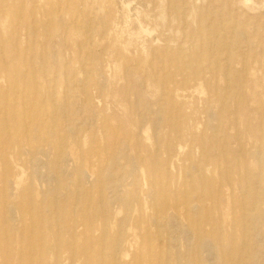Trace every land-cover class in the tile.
<instances>
[{
    "label": "rangeland",
    "instance_id": "rangeland-1",
    "mask_svg": "<svg viewBox=\"0 0 264 264\" xmlns=\"http://www.w3.org/2000/svg\"><path fill=\"white\" fill-rule=\"evenodd\" d=\"M41 255L264 264V0H0V264Z\"/></svg>",
    "mask_w": 264,
    "mask_h": 264
},
{
    "label": "bare ground",
    "instance_id": "bare-ground-1",
    "mask_svg": "<svg viewBox=\"0 0 264 264\" xmlns=\"http://www.w3.org/2000/svg\"><path fill=\"white\" fill-rule=\"evenodd\" d=\"M234 33V32H233ZM223 35V34H222ZM227 81H228V79H227ZM229 82V81H228ZM226 84H228V83H226ZM168 99V98H167ZM215 125V124H214ZM158 127V126H157ZM213 127V126H212ZM216 131V130H215ZM155 134V133H154ZM154 136H156V134L154 135ZM48 143V142H47ZM50 145H51V143H50ZM49 145V147H51ZM52 148V147H51ZM26 149V148H25ZM46 149V148H45ZM50 149V148H49ZM84 149V148H83ZM180 150V149H179ZM42 151V150H41ZM40 152V151H39ZM50 152V151H49ZM43 153V152H42ZM47 153V152H46ZM60 154H62V153H60ZM39 155V154H38ZM40 155H41V153H40ZM39 155V156H40ZM61 156V155H60ZM37 157V156H36ZM69 157V156H68ZM35 158V157H34ZM38 158V157H37ZM43 158H45V157H43ZM49 158H51V156L49 157ZM48 158V159H49ZM46 159V158H45ZM43 160V159H42ZM50 160V159H49ZM32 162V161H31ZM37 162V161H36ZM39 162V161H38ZM41 162V161H40ZM45 162V161H44ZM43 163V162H42ZM41 163V164H42ZM73 164H75L74 162H72ZM68 164V163H67ZM71 164V163H70ZM113 163H111V165H112ZM115 165V164H114ZM157 165H158V163H157ZM34 166V165H33ZM39 166V165H38ZM112 167V166H111ZM114 167V166H113ZM157 167V166H156ZM195 166H193V168H194ZM109 168V167H108ZM117 168V167H116ZM171 168V167H170ZM35 169H37V168H35ZM201 169H202V167H201ZM157 170V169H156ZM197 171H199V170H197ZM157 172H158V170H157ZM35 173H37V170H36V172ZM65 173V172H64ZM87 173V172H86ZM198 173V172H197ZM200 173H203V172H201V170H200ZM33 174V173H32ZM38 174V173H37ZM84 174H85V171H84ZM153 174V173H152ZM40 175V174H39ZM44 175V174H43ZM117 175V174H116ZM156 174H154V176H155ZM190 175V174H189ZM35 176V175H34ZM33 176V177H34ZM37 176V175H36ZM35 176V177H36ZM45 176V175H44ZM86 176H88V173H87V175ZM75 177V176H74ZM118 177V176H117ZM160 177H161V173H160ZM40 178V177H39ZM87 179H89V178H87ZM90 182V181H89ZM158 182V181H157ZM160 182V181H159ZM163 182V181H162ZM161 182V183H162ZM86 183V182H85ZM160 183V184H161ZM172 184V183H171ZM205 184V183H204ZM250 184V183H249ZM54 185V184H53ZM191 185V184H190ZM254 185V184H253ZM152 186V185H151ZM186 186V185H185ZM240 186V185H239ZM255 186V185H254ZM21 187V186H20ZM51 188V187H50ZM102 188V187H101ZM100 188V189H101ZM192 188V187H191ZM245 188V187H244ZM189 190H190V188H188ZM188 189H186V188H184L183 189V191H182V205H184L183 207H185V212L187 213V218H188V220H190V221H194L195 220V218H197V217H195L194 215H191L190 214V212H191V210H193L194 208H195V206L194 207H192V205H194V204H192V201L191 200H189L188 199ZM241 189V188H240ZM252 189H254L253 187H252ZM256 189V188H255ZM260 189V188H259ZM77 191V190H76ZM101 191V193H100V200H103L104 199V191H103V189H101L100 190ZM123 191V190H122ZM241 191V190H240ZM124 192V191H123ZM252 193V192H251ZM260 193V192H259ZM78 194V193H77ZM245 194V193H244ZM153 195L155 196L154 197V200H155V202H156V204H154V205H156V207H155V209H158L159 211L161 210V209H174L176 206H174V205H172L170 202H169V197H168V191L167 190H165V189H163L161 186H159V188H158V192H156V193H153ZM193 195V194H192ZM249 196V195H248ZM259 197V196H258ZM55 198V197H54ZM254 198V197H253ZM253 198H252V196H250V197H248V200L246 201L247 203H246V205L244 206L245 207V210H244V212L245 211H253L254 209H253V207H256V206H253V205H256V202L253 200ZM256 198V197H255ZM254 198V199H255ZM77 200V199H76ZM105 200V199H104ZM109 200V199H108ZM194 200V199H193ZM56 201V200H55ZM260 201V200H259ZM76 203H77V201H75ZM110 202V201H109ZM197 202V201H196ZM196 202H195V204H196ZM198 202H200V201H198ZM100 203H102V202H100ZM139 203H140V201H139V198L137 197V196H135V195H128L127 197H125V199H124V202H123V204L124 205H126V206H128V205H132V207L133 208H135V207H139ZM152 203V202H151ZM192 204V205H191ZM200 204V203H199ZM252 204V205H251ZM260 204V203H259ZM76 205V204H75ZM74 205V206H75ZM204 206V205H203ZM202 206V207H203ZM3 207V206H2ZM205 207V206H204ZM5 208H6V203H5ZM196 208H198L197 207V205H196ZM75 209V208H74ZM175 209H177V208H175ZM179 209V208H178ZM243 209V208H242ZM132 210V209H131ZM197 210V209H196ZM195 210V211H196ZM171 212V211H170ZM193 212V211H192ZM6 213V212H5ZM157 213V212H156ZM173 213V212H172ZM168 214H170V213H168ZM250 214V213H249ZM262 213H260V215H261ZM105 215V214H104ZM157 216V215H156ZM126 217V216H125ZM128 217V216H127ZM133 217V216H132ZM171 217V216H170ZM156 219V218H155ZM103 221L104 222H108V217L105 215V217H104V219H103ZM111 221V220H110ZM121 221V220H120ZM152 221H154V220H152ZM157 221V220H156ZM168 221V220H167ZM166 221V222H167ZM248 221V220H247ZM183 222V221H182ZM249 222V221H248ZM152 224V223H151ZM157 224V223H156ZM196 226V225H195ZM121 227H122V225H121ZM105 228H106V226H105ZM194 229L195 230H197L198 231V229H199V227H194ZM120 230V229H119ZM253 230V229H252ZM121 231V230H120ZM148 232H149V230H147ZM107 232V231H106ZM164 232V231H163ZM249 232V231H248ZM249 234V233H248ZM120 235V234H119ZM245 235V234H244ZM248 236V235H247ZM104 237V236H103ZM246 237V236H245ZM261 237H262V235H261ZM120 238V237H119ZM258 238V237H257ZM105 239V238H104ZM191 239V237H189V240ZM173 240H175V239H173ZM241 240V239H240ZM119 241V243L121 242V239H119L118 240ZM117 241V242H118ZM191 241V240H190ZM244 241V240H243ZM66 242V241H65ZM102 242H103V240H102ZM125 242V241H124ZM248 242V241H247ZM104 243V242H103ZM148 243V242H147ZM121 244V243H120ZM132 244V243H131ZM168 244V243H167ZM104 245V244H103ZM173 245V244H172ZM210 245V244H209ZM211 246V245H210ZM243 246V245H242ZM204 247V246H203ZM202 246H201V248H203ZM212 247V246H211ZM147 248H151V246L150 245H148L147 246ZM167 248H168V246H167ZM208 248V247H207ZM210 248V247H209ZM229 248V247H228ZM75 249V248H74ZM42 250V252H45V251H49L48 252V254L49 255H51L52 257H55L57 254V250L53 247V250L52 249H50V248H47V250L46 249H44L42 246L40 247V250L39 251H41ZM243 250V249H242ZM75 251V250H74ZM102 252H104V251H102ZM117 252V251H116ZM210 253V252H209ZM212 253V252H211ZM108 254V253H107ZM213 255V254H212ZM235 256V255H234ZM46 258H47V256H43V255H41V257H39L38 259H37V261H36V264H44L45 263V260H46ZM211 259V258H210ZM141 262L140 261H136V263L135 264H140ZM150 262H148V264H149ZM30 264H32V263H30Z\"/></svg>",
    "mask_w": 264,
    "mask_h": 264
}]
</instances>
